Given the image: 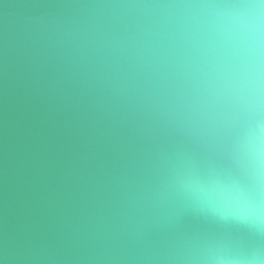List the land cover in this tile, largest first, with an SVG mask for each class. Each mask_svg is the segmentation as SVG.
<instances>
[{
    "label": "water",
    "instance_id": "95a60500",
    "mask_svg": "<svg viewBox=\"0 0 264 264\" xmlns=\"http://www.w3.org/2000/svg\"><path fill=\"white\" fill-rule=\"evenodd\" d=\"M259 0H0V264L264 260V77L228 21Z\"/></svg>",
    "mask_w": 264,
    "mask_h": 264
},
{
    "label": "clouds",
    "instance_id": "9594fccd",
    "mask_svg": "<svg viewBox=\"0 0 264 264\" xmlns=\"http://www.w3.org/2000/svg\"><path fill=\"white\" fill-rule=\"evenodd\" d=\"M227 46L237 65L240 78L259 91L264 77V0L244 6L228 21ZM209 211L232 215L256 225L264 224V200L252 199L235 192L227 204H212ZM226 264H264V260L245 257L230 259Z\"/></svg>",
    "mask_w": 264,
    "mask_h": 264
}]
</instances>
